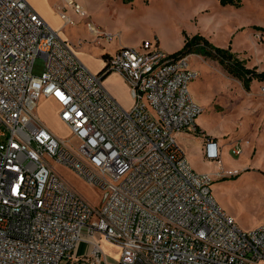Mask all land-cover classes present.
I'll list each match as a JSON object with an SVG mask.
<instances>
[{"label":"built area","instance_id":"built-area-1","mask_svg":"<svg viewBox=\"0 0 264 264\" xmlns=\"http://www.w3.org/2000/svg\"><path fill=\"white\" fill-rule=\"evenodd\" d=\"M108 72L127 84L130 109L104 87ZM199 76L189 57L151 40L121 47L93 73L26 0H0V264H72L85 237L93 264L104 260L98 238L121 250L119 264H264V226L242 231L179 144L203 112L189 89ZM41 98L58 104L69 139L41 121ZM204 144L222 168L218 140ZM231 145L242 156V142ZM53 164L102 190V205Z\"/></svg>","mask_w":264,"mask_h":264},{"label":"rangeland","instance_id":"rangeland-1","mask_svg":"<svg viewBox=\"0 0 264 264\" xmlns=\"http://www.w3.org/2000/svg\"><path fill=\"white\" fill-rule=\"evenodd\" d=\"M75 1L85 10V17L75 14L64 0H43L44 17L59 28L60 36L93 73L104 68V55L115 57L121 47L136 48L145 40L157 41L160 50L175 54L178 47H184L185 35H201L217 48L230 49L247 68L264 72V0H242L240 8L221 7L217 0H134L130 5L121 0ZM61 13L70 18L68 25H63ZM188 57L200 75L189 89L203 112L179 144L193 170L213 178L214 198L238 227L244 232L258 229L264 226V78L254 80L246 92L217 61L196 54ZM118 77L109 75L104 87L123 108L130 109L129 89ZM36 113L59 138H70L49 99L39 100ZM206 138L217 139L222 147L220 169L205 157ZM236 140L244 147L240 157L231 153ZM53 167L92 205H102V190L67 167ZM98 240L105 260L101 264H119L121 250ZM85 258L80 257L78 264H93Z\"/></svg>","mask_w":264,"mask_h":264},{"label":"trees","instance_id":"trees-1","mask_svg":"<svg viewBox=\"0 0 264 264\" xmlns=\"http://www.w3.org/2000/svg\"><path fill=\"white\" fill-rule=\"evenodd\" d=\"M123 4L130 5L134 0H121ZM221 7H235L240 8L242 6V0H217ZM192 54L201 55L205 58L217 61L233 78L239 80L243 89L246 92H250L251 85L256 79H263L264 72L258 73L256 68L249 69L245 63L237 58L230 49H222L213 46L206 38L201 35H195L188 37L185 35L184 47L176 52L175 56L188 57ZM109 55H104V59H107ZM106 61V60H105ZM112 73L104 75L103 80L106 79ZM198 132V129H196ZM207 139V138H206ZM217 140V139H215Z\"/></svg>","mask_w":264,"mask_h":264},{"label":"crops","instance_id":"crops-1","mask_svg":"<svg viewBox=\"0 0 264 264\" xmlns=\"http://www.w3.org/2000/svg\"><path fill=\"white\" fill-rule=\"evenodd\" d=\"M29 4H31L33 7H34V9L40 14V16L46 21V19H45V15H46V10H45V8L43 7V0H26ZM47 22V21H46ZM48 23V22H47ZM54 30H56V31H58L59 30V28L57 27V26H53V25H51L50 23H48ZM160 42V41H159ZM137 48V47H136ZM182 49V45L180 46V47H178L174 52H178V51H180ZM114 74H117V73H114ZM120 78H122L119 74H117ZM118 77V78H119ZM122 80H123V82H124V84L127 86V84L125 83V81H124V79L122 78ZM128 87V86H127ZM129 89V88H128ZM49 101L50 102H52L55 106H56V108H57V113L59 114V106H58V104L53 100V99H49ZM55 134V133H54ZM56 136H58L57 134H55ZM185 136H186V133H182V134H180L179 136H178V141H180V143H181V141L183 140V138H185ZM180 146H181V144H180ZM182 147V149L184 150V152H185V155H186V151H185V149H184V147L183 146H181ZM187 157V156H186ZM85 240L86 241H84L83 243H81V245L79 246V248H78V250H77V252H76V254H75V260L72 262V264H78V260H79V258L81 257V259L82 258H84V257H86V256H89L90 254H91V251H92V245H91V241H92V239L91 238H89V237H85ZM103 240V239H102ZM105 241V240H104ZM96 242H99V240L97 239L96 240ZM100 243V242H99ZM100 247H101V244H100ZM106 264V263H105Z\"/></svg>","mask_w":264,"mask_h":264},{"label":"water","instance_id":"water-1","mask_svg":"<svg viewBox=\"0 0 264 264\" xmlns=\"http://www.w3.org/2000/svg\"><path fill=\"white\" fill-rule=\"evenodd\" d=\"M102 71H103V69H102ZM102 71H101V72H102ZM101 72H100V73H101ZM100 73H98V74H100ZM108 73H109V72H108ZM108 73H107V74H108ZM105 75H106V74H105ZM103 77H104V76H103Z\"/></svg>","mask_w":264,"mask_h":264},{"label":"bare ground","instance_id":"bare-ground-1","mask_svg":"<svg viewBox=\"0 0 264 264\" xmlns=\"http://www.w3.org/2000/svg\"><path fill=\"white\" fill-rule=\"evenodd\" d=\"M60 35V34H59Z\"/></svg>","mask_w":264,"mask_h":264}]
</instances>
